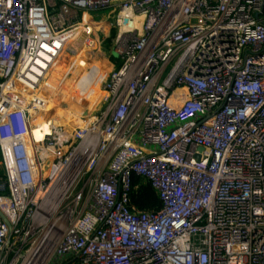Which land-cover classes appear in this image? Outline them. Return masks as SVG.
<instances>
[{
    "label": "built area",
    "instance_id": "1",
    "mask_svg": "<svg viewBox=\"0 0 264 264\" xmlns=\"http://www.w3.org/2000/svg\"><path fill=\"white\" fill-rule=\"evenodd\" d=\"M105 9L100 108L36 141L29 99ZM0 168V264H264V0H0Z\"/></svg>",
    "mask_w": 264,
    "mask_h": 264
},
{
    "label": "bare ground",
    "instance_id": "2",
    "mask_svg": "<svg viewBox=\"0 0 264 264\" xmlns=\"http://www.w3.org/2000/svg\"><path fill=\"white\" fill-rule=\"evenodd\" d=\"M77 38H80L82 42L80 43V47L74 52L75 54L82 52L81 49L83 47L82 43L84 37L79 35ZM72 40L68 42L67 46H69ZM93 40L96 41V37ZM63 54L64 53H62L58 60L55 61L53 73L49 78V83L52 88L43 89L38 97L42 103L40 104L38 100L29 99L31 104L30 121L32 125V135L36 141H40L44 135L49 134V132L53 131L54 128L64 127L65 129L71 130L73 127L80 124L81 115H86V112L83 109L84 99L79 100L83 107L81 108L76 101H74L72 95L66 93L61 88L64 74L57 69V64ZM107 54H103V56L94 59V65L91 64L92 69L90 70L94 73L92 82L87 79L84 89L87 99L90 98L89 100L94 102V106H92L94 110L95 106H97L100 102V98L102 96L99 92V87L111 71V66L107 62ZM90 63H92V58H90ZM71 102L73 104L76 103V106L68 104ZM53 135L57 138V140H61L65 136L62 132H59L58 134L54 133Z\"/></svg>",
    "mask_w": 264,
    "mask_h": 264
},
{
    "label": "trees",
    "instance_id": "3",
    "mask_svg": "<svg viewBox=\"0 0 264 264\" xmlns=\"http://www.w3.org/2000/svg\"><path fill=\"white\" fill-rule=\"evenodd\" d=\"M115 35L116 29L113 28L110 32L109 37L104 40V45L110 46L112 40L115 38ZM76 38H73L69 46L66 47L68 49H71V51L73 52H75L80 47V43L82 42L80 38ZM95 48V45H93L92 48H85L83 46L81 49L82 52L78 53L74 57L73 71H71L70 74H64L63 81L61 83V88L66 93L72 95L75 93H82L84 91L87 82L85 77L87 76L86 63L88 60V54L90 51H94ZM104 54H107V50L104 51ZM76 101L78 105L83 108L80 104V101ZM83 103L84 108L87 105L94 106V102H91L89 99H84ZM2 174L3 173L0 168V177H2ZM130 198L132 203L141 211H155L159 210L161 207L160 200L158 199L155 191L149 185L142 184L136 177H133Z\"/></svg>",
    "mask_w": 264,
    "mask_h": 264
},
{
    "label": "rangeland",
    "instance_id": "4",
    "mask_svg": "<svg viewBox=\"0 0 264 264\" xmlns=\"http://www.w3.org/2000/svg\"><path fill=\"white\" fill-rule=\"evenodd\" d=\"M93 14L94 15L92 16V20L96 19V21H94V29L97 31V36L99 38L101 46L98 44L97 39H96V41L94 40V43H95L94 45L96 46V48L94 51H92V52L90 51L88 54V60L86 63L87 76L85 78H86V80L89 79L91 82H92V77H93L94 73H92V71H90V70L92 69V65H94V59H97L98 57L103 56L105 50H107V52H108V54H107L108 57L110 55H112L110 62L114 65L115 68H118V66L120 64V62L118 60H116V57L113 56V52L112 51L110 52V48H112V45L110 47V46H106V45L102 44V42L104 43V40L109 37L111 30L113 28H115V14L112 13V11L110 9L101 10V11L95 12ZM116 32H117V29H116ZM66 49L67 50L61 56V58L57 64V69L65 75L70 74V72L73 71L74 57L78 54V53L75 54L73 51H71V49H68V48H66ZM90 58H92V63H90ZM99 92L101 93V95H103V90L101 88V85L99 87ZM72 95H73L72 97L74 98V101L87 99V95L85 94L84 91L82 93H75ZM101 98H102V96H101ZM76 103H77V101H76ZM68 104L71 106L75 105L72 102L68 103ZM100 106H101V104L98 103L97 106H95V110L90 105H87L86 108H83V109L85 110L86 115H87L90 112L93 113V112L97 111L100 108Z\"/></svg>",
    "mask_w": 264,
    "mask_h": 264
},
{
    "label": "clouds",
    "instance_id": "5",
    "mask_svg": "<svg viewBox=\"0 0 264 264\" xmlns=\"http://www.w3.org/2000/svg\"><path fill=\"white\" fill-rule=\"evenodd\" d=\"M94 14H91L90 16H91V18H90V21H91V23L93 24V27H94V21H96V19L95 20H92V16H93ZM116 36V35H115ZM113 41H114V39L112 40V42H111V44H110V47H111V45H112V43H113ZM100 42V41H99ZM102 44L104 45V43L102 42ZM83 45V44H82ZM100 46H101V43H100ZM103 47V46H102ZM87 48V47H86ZM112 51V48H110V52ZM113 56H115L114 54H113ZM108 57V56H107ZM111 57H112V55H110L108 58H107V62L108 63H111L110 62V59H111ZM112 64V63H111ZM113 67H114V65H113ZM115 68V67H114ZM113 68V69H114Z\"/></svg>",
    "mask_w": 264,
    "mask_h": 264
},
{
    "label": "crops",
    "instance_id": "6",
    "mask_svg": "<svg viewBox=\"0 0 264 264\" xmlns=\"http://www.w3.org/2000/svg\"><path fill=\"white\" fill-rule=\"evenodd\" d=\"M109 65L111 66V70H112V69L114 68V67H113V64L109 63Z\"/></svg>",
    "mask_w": 264,
    "mask_h": 264
},
{
    "label": "water",
    "instance_id": "7",
    "mask_svg": "<svg viewBox=\"0 0 264 264\" xmlns=\"http://www.w3.org/2000/svg\"><path fill=\"white\" fill-rule=\"evenodd\" d=\"M1 216V215H0Z\"/></svg>",
    "mask_w": 264,
    "mask_h": 264
}]
</instances>
